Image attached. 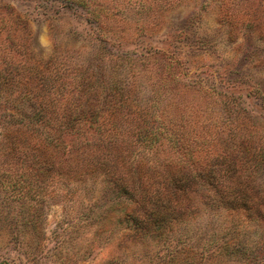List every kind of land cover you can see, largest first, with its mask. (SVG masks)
I'll use <instances>...</instances> for the list:
<instances>
[{
  "label": "rangeland",
  "instance_id": "rangeland-1",
  "mask_svg": "<svg viewBox=\"0 0 264 264\" xmlns=\"http://www.w3.org/2000/svg\"><path fill=\"white\" fill-rule=\"evenodd\" d=\"M0 264H264V0H0Z\"/></svg>",
  "mask_w": 264,
  "mask_h": 264
},
{
  "label": "trees",
  "instance_id": "trees-1",
  "mask_svg": "<svg viewBox=\"0 0 264 264\" xmlns=\"http://www.w3.org/2000/svg\"><path fill=\"white\" fill-rule=\"evenodd\" d=\"M39 100L41 102L40 105L37 106L39 109L34 108L28 114L29 122L27 124V127L29 128V130H31L33 133L37 135L40 141L44 143H49L53 140L55 141L61 139L62 135L69 132V130L67 129L66 122L62 120V118L59 116L58 113H56L55 116L50 115L49 111L45 106L46 101H44V97H40ZM166 183L167 182H165V184ZM185 184L186 181L183 182L182 178H172L166 184L168 190L167 196H172L175 198L177 196V192L180 190L182 191L186 187ZM127 188L128 187L126 186V184L121 183L120 185H118L117 189L119 192L124 193L125 190H127ZM143 197L146 201L148 198L151 197L149 204L154 207V210L152 211H156L158 207H162L163 205L171 204L170 200L161 202L159 198L160 197L159 193L153 195V197L147 195L146 193L143 194Z\"/></svg>",
  "mask_w": 264,
  "mask_h": 264
}]
</instances>
